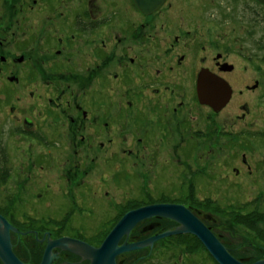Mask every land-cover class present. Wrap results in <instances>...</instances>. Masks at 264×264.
I'll return each mask as SVG.
<instances>
[{
  "label": "rangeland",
  "instance_id": "rangeland-1",
  "mask_svg": "<svg viewBox=\"0 0 264 264\" xmlns=\"http://www.w3.org/2000/svg\"><path fill=\"white\" fill-rule=\"evenodd\" d=\"M250 6L246 0H170L152 17H159L156 24L164 34L176 28L179 35L186 28L192 29L189 39L181 34L189 44L197 35V40L206 45L205 54L209 58L220 53L234 65L235 70L225 76L233 87L234 97L215 115L200 105L194 106L195 109L192 106L190 112L197 113L193 118L186 110H181L178 120L184 126L170 127L171 132L160 128L151 131L148 127L142 132L144 138L151 140L153 132L155 139L141 148L132 143L139 137L133 130L128 131L126 145L123 144L120 133L126 128L121 124L116 133L113 129L107 130L103 139L91 141L94 148L88 147L86 141L79 142L78 128L60 125L57 138L73 141L72 148H65L70 155L58 152L56 157L42 162L41 156L47 151L31 139V134L20 135L16 122L17 117H22L20 114L25 116L30 109L28 91L34 86L24 85L18 89L8 84L6 75H15L13 71L21 69L22 73L17 75L22 76L25 67L7 65L0 74V153L8 152L16 162L13 175L0 186L11 189L9 194H0V203L7 204L11 199L15 209L8 212L10 220H14L20 230H38L39 236L44 230H51L55 234L60 232L64 236L61 239L99 248L125 213L154 204H180L217 237L218 233L222 234L225 240L221 242L244 244L233 252L239 261L263 256L257 246L249 244H260L257 237L261 242L264 240V10ZM169 16L172 23L165 19ZM13 19L14 25L9 31L18 27L21 31L16 36L20 38L25 29L42 28L36 13L28 12L26 16L19 13ZM10 48L11 44H4L0 54H6ZM193 53L194 50L190 59ZM37 63L41 64L40 59ZM37 81L41 86L37 91L42 95L46 82L40 75ZM178 81L174 88L182 97L173 98L172 106L185 101L189 109L192 105L189 78L179 84ZM255 82L259 87L247 90ZM94 95L91 93V97ZM66 101L74 107L80 100L77 95H69L63 103ZM245 105L248 110L242 109ZM66 117L71 122L77 115L69 111ZM146 121L150 124L149 119ZM190 140L192 142L188 143ZM100 146L104 150L99 153ZM118 146L133 147L135 151L132 155L119 154L118 157L115 155L120 150ZM42 165L45 166L43 172L39 169ZM158 218L141 222L128 241L158 232L161 226ZM164 220V226L175 225ZM19 239L23 254L20 258L25 261L29 260L25 246L35 245L41 249L32 236ZM165 239L154 243L151 249L125 253L117 261L143 264L153 259L150 264H217L205 246L190 233ZM11 240L15 241V237ZM40 255L36 254L38 261ZM64 259L61 255L58 262Z\"/></svg>",
  "mask_w": 264,
  "mask_h": 264
},
{
  "label": "flooded vegetation",
  "instance_id": "flooded-vegetation-1",
  "mask_svg": "<svg viewBox=\"0 0 264 264\" xmlns=\"http://www.w3.org/2000/svg\"><path fill=\"white\" fill-rule=\"evenodd\" d=\"M164 2L155 13L144 15L134 0H0V30H7L0 32V48L6 43L11 44L6 54H0V74L7 65L20 64L21 68L25 67V74L17 75L22 73V70L16 69L13 71L16 74L6 75V80L8 84L17 86L18 89L24 88V85L30 88L34 86L28 91L31 107L26 114L29 115L20 114L22 117L19 116L20 119L17 117L16 122L18 130L21 131L20 135L31 134V139L38 141L47 151L41 156V159H44L41 160L42 162L56 157L58 152L70 155L65 148H72L73 141L57 138L60 125L66 127L70 124V127L78 128L79 142L83 144L86 141L88 147L94 148L91 141L103 139V134L107 130L113 129L116 133L119 129L118 125L121 124L126 128L120 133V137L124 138L123 144L126 145L128 131L133 130L139 137L136 136L132 143L141 148V145L152 143L155 139L153 132L150 133L153 136L151 140L144 138L142 132L148 127L151 131L160 128L171 132L173 129L170 127L184 126V123L178 120L179 115L182 114L181 110H186L193 118L192 115L197 113L190 112L192 106V109H195L200 105L202 108H208L213 115L217 114L219 111H213L210 105L202 104L198 100L197 82L199 75L204 71L209 73L210 77L226 82L232 90L228 103L233 100V87L225 76L232 73L235 66L229 64L220 53H215L209 58L205 54L206 45L197 40V35L189 44V40L187 41L181 34L188 36L189 39L192 35L190 28L180 31V35L177 34L178 28L164 34L160 25L156 24L159 17L152 18L168 5L170 0ZM246 2L249 6L253 4L255 8L264 10V4L258 0H246ZM252 6L250 7L255 9ZM28 12L33 15L36 13L42 28L25 29L24 36L20 38L16 36L21 31L18 27L17 32L9 30L14 25L13 17L18 16L19 13L26 16ZM165 19L169 23L173 21L170 16ZM3 33H6L4 37H2ZM6 36L8 38H5ZM192 50L194 53L190 59ZM39 59L40 65L39 62L37 63ZM39 75L43 76L47 84L43 86L42 95L38 92L41 89L37 81ZM187 76L192 89L190 96L192 105L187 109L185 101H178L172 106L173 98L182 97L176 93L174 86L177 85V80H180L178 84L182 83ZM35 83L38 86H35ZM210 85L207 84L206 87L209 88ZM258 87V83L255 82L251 87H247V90H255ZM91 93L95 95L91 97ZM239 93L243 94V91ZM69 95H77L80 100L74 104V107L67 101L63 103L65 96ZM246 105L242 109L248 110ZM69 111H75L77 115V118L70 119L71 122L66 117ZM171 116L175 118L172 119ZM186 118L188 122V117ZM147 119L150 124L147 123ZM187 142L190 143L192 140ZM185 145L180 146L185 147ZM118 148H120L119 152L115 153L118 157L121 154L132 155L135 151L133 147L118 146ZM98 149L99 153L104 150L102 146ZM3 154L0 156V177L8 180L14 173L16 161L8 152ZM123 158L127 159V157ZM44 168L45 166L42 165L39 169L43 172ZM234 171L237 173L238 170L235 168ZM9 190L0 188V194H9ZM7 202V204L0 203V216L18 231L9 230L11 252L23 264H39L48 244L64 236L60 232L55 234L51 230H44L41 236L35 229L20 230L18 228L20 226L17 227L8 214L15 209L14 205L11 199ZM213 213L217 214V212ZM157 220L161 226L156 233L178 227L177 223L169 219L168 222L175 224L174 226H164L163 218ZM25 236H32L33 241L41 247L39 250L35 245L25 246L28 261L20 258L23 254L19 248L21 243L19 238ZM11 237H15V241H12ZM215 237L234 259V250L244 247V244L221 242L225 240L222 234L218 233V237L216 235ZM256 241L260 244L249 245L255 248L257 246V251L260 249L259 251L264 254V240L261 242L257 237ZM53 251H56L57 255L54 264H89V261L69 251L58 248L51 249V252ZM249 253L253 254V252ZM36 254H41L39 261ZM61 255L65 259L59 263ZM263 259L264 255L241 262L254 264ZM0 264H3L1 259Z\"/></svg>",
  "mask_w": 264,
  "mask_h": 264
},
{
  "label": "water",
  "instance_id": "water-1",
  "mask_svg": "<svg viewBox=\"0 0 264 264\" xmlns=\"http://www.w3.org/2000/svg\"><path fill=\"white\" fill-rule=\"evenodd\" d=\"M134 1L144 15L155 13L165 3V0ZM258 1L264 4V0ZM210 76L206 71L199 75L196 88L198 100L202 104L210 105L213 111L218 112L228 103L232 90L226 82ZM207 84H211L209 88L206 87ZM155 217L169 219L177 223L178 227L173 230L156 233L144 240L128 241L129 235L134 228L141 222H144V220L154 219ZM9 230L18 232L0 216V259L3 264H23L11 252ZM189 233L205 246L217 264H244L228 254L226 248L219 243L215 235L210 232L203 222L199 221L189 209L180 204H154L125 213L122 219L106 236V239L99 248L89 247L80 241L76 242L71 239H57L55 242L48 244L39 264H54L57 260V255L56 251L51 252V249L55 250L56 248L80 256L82 259L89 261V264H122L121 262L117 263V258L125 253H133L145 248L151 249L153 244L158 240ZM254 264H264V259L258 260Z\"/></svg>",
  "mask_w": 264,
  "mask_h": 264
},
{
  "label": "trees",
  "instance_id": "trees-1",
  "mask_svg": "<svg viewBox=\"0 0 264 264\" xmlns=\"http://www.w3.org/2000/svg\"><path fill=\"white\" fill-rule=\"evenodd\" d=\"M0 156H3V153H0ZM0 174H1V171H0ZM6 181H7V180L5 179V177H4V178L0 177V185H4ZM1 183H2V184H1ZM152 260H153V259H148V260H146L143 264H150V262H151Z\"/></svg>",
  "mask_w": 264,
  "mask_h": 264
}]
</instances>
